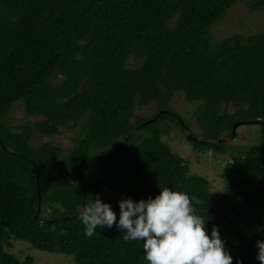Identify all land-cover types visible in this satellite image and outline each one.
Returning a JSON list of instances; mask_svg holds the SVG:
<instances>
[{
    "label": "trees",
    "instance_id": "16d2710c",
    "mask_svg": "<svg viewBox=\"0 0 264 264\" xmlns=\"http://www.w3.org/2000/svg\"><path fill=\"white\" fill-rule=\"evenodd\" d=\"M236 1L0 0V264H31L5 251L12 238L74 264H147L142 241L123 240L115 225L85 236L78 214L98 195L118 218V198L162 187L201 201L196 212L209 219L206 229L218 228L232 264H259L264 31L211 35ZM246 5L264 10V0ZM129 57L138 62L127 66ZM176 92L198 101L192 147L229 156L220 193L163 139L172 125L189 129L170 104ZM17 101L27 118L15 130L9 111ZM148 104L156 111L132 120ZM234 123L258 126L243 150L225 140ZM67 124L82 126L69 148L31 143Z\"/></svg>",
    "mask_w": 264,
    "mask_h": 264
},
{
    "label": "clouds",
    "instance_id": "9594fccd",
    "mask_svg": "<svg viewBox=\"0 0 264 264\" xmlns=\"http://www.w3.org/2000/svg\"><path fill=\"white\" fill-rule=\"evenodd\" d=\"M200 202L185 191L162 187L154 196L118 198L117 218L110 203L97 195L79 212L78 219L85 236L115 225L123 240L142 241L147 264H232L218 228L214 225L209 231L205 226L209 219L197 214L195 205ZM255 247V258L264 264V239H258ZM236 264H241L239 257Z\"/></svg>",
    "mask_w": 264,
    "mask_h": 264
},
{
    "label": "rangeland",
    "instance_id": "374dc122",
    "mask_svg": "<svg viewBox=\"0 0 264 264\" xmlns=\"http://www.w3.org/2000/svg\"><path fill=\"white\" fill-rule=\"evenodd\" d=\"M248 0H237L231 6L225 16L215 25L211 27V35L214 39L224 37L232 32L248 33L251 31H264V10L251 11L248 9L246 2ZM138 60L129 57L126 61L127 66H132ZM170 104L172 108L178 112L189 124L188 131L191 134L198 133L199 129L194 118V111L198 105V101H188L183 93L176 92L171 98ZM229 112L233 111L231 105L227 106ZM156 111L155 105L148 104L144 106H136L134 109V117L150 116ZM27 116L24 114L22 105L19 101L15 102L9 111V124L15 129ZM81 124L78 126H70V124L60 127V131L52 136L35 135L31 139L33 145L50 141L60 147L67 149L72 144V139L81 134ZM16 130V129H15ZM187 131H183L175 125L167 136L163 139L169 144L171 150L181 155L189 166L191 173L205 176L210 185V189L217 193L222 192L223 179L221 177V169L229 161L227 154H216L212 152H198L192 147L187 139ZM258 137V126L256 124L245 125L239 124L235 127L232 136H226L225 140L233 148L243 150L245 145L255 141ZM50 208L44 210L43 215L47 217ZM6 252L14 254L18 259L23 260L26 257L31 258V264H74L71 256L63 253L47 252L31 246L28 242L12 238L10 246L5 248Z\"/></svg>",
    "mask_w": 264,
    "mask_h": 264
},
{
    "label": "water",
    "instance_id": "95a60500",
    "mask_svg": "<svg viewBox=\"0 0 264 264\" xmlns=\"http://www.w3.org/2000/svg\"><path fill=\"white\" fill-rule=\"evenodd\" d=\"M237 125H238L237 123H234V124H233V126H232V134H231V135L234 134V132H235V127H236ZM133 131H134V130H132L130 133H132ZM186 131L188 132V133H187V138H188V140H198V138H197L196 136H194L193 134H191V133L188 131V129H186ZM218 139H222V138H218ZM122 143H123V142H122ZM122 143H121V144H122ZM107 157H108V156H107ZM107 157H106V158H107ZM106 158H105V159H106ZM105 159H104V160H105ZM104 160H101L100 162H103ZM80 164H81V163H78V164H77V167L80 166ZM83 202H84V201H82L81 207L83 206Z\"/></svg>",
    "mask_w": 264,
    "mask_h": 264
}]
</instances>
